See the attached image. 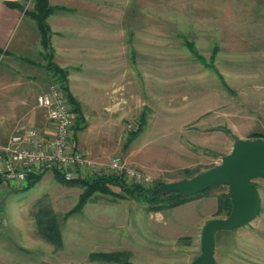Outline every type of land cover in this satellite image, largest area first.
Masks as SVG:
<instances>
[{
    "label": "rangeland",
    "instance_id": "1",
    "mask_svg": "<svg viewBox=\"0 0 264 264\" xmlns=\"http://www.w3.org/2000/svg\"><path fill=\"white\" fill-rule=\"evenodd\" d=\"M15 3L30 29L24 47L2 52L0 79L29 102L17 122L0 114V150L22 127L49 133L37 98L60 86L51 66L68 72L82 110L77 129L71 108L73 144L98 164L83 179L119 176L153 189L219 165L234 137L264 138V0H50L52 58L35 0ZM114 159L121 171L110 167ZM42 173L34 187L0 197V264H192L205 225L228 217L219 205L227 186L152 206L115 185L85 198L83 187ZM257 183L260 213L220 237L217 264H264V180Z\"/></svg>",
    "mask_w": 264,
    "mask_h": 264
},
{
    "label": "built area",
    "instance_id": "2",
    "mask_svg": "<svg viewBox=\"0 0 264 264\" xmlns=\"http://www.w3.org/2000/svg\"><path fill=\"white\" fill-rule=\"evenodd\" d=\"M37 105L48 112L51 123L48 134L37 128L22 127L0 150V197L15 185L27 183L29 176L43 171L60 170L68 181L82 178L86 170L97 163L75 148L73 138L74 116L63 90L54 85L38 96ZM110 167L121 171V161L114 159ZM132 177L139 176L128 171ZM1 203V200H0ZM5 224L0 204V228Z\"/></svg>",
    "mask_w": 264,
    "mask_h": 264
},
{
    "label": "water",
    "instance_id": "3",
    "mask_svg": "<svg viewBox=\"0 0 264 264\" xmlns=\"http://www.w3.org/2000/svg\"><path fill=\"white\" fill-rule=\"evenodd\" d=\"M257 180H264V139L234 137L231 153L224 156L219 165L191 179L165 183L154 191L163 197L172 194L192 197L218 186L229 188L233 210L229 217L205 225L201 253L192 264H217V234L243 228L258 217L261 196Z\"/></svg>",
    "mask_w": 264,
    "mask_h": 264
},
{
    "label": "trees",
    "instance_id": "4",
    "mask_svg": "<svg viewBox=\"0 0 264 264\" xmlns=\"http://www.w3.org/2000/svg\"><path fill=\"white\" fill-rule=\"evenodd\" d=\"M7 5L10 8H14V9H18V10H22V4L20 3H15V2H8ZM35 13H34V19L36 20L37 26H38V30L41 36V43L44 46L45 50L47 51V55L52 58L55 56V52L52 48V31L51 28L49 26V22L48 19L51 17V15L53 14V12L55 11V7L50 5V0H35ZM63 9L64 8H60ZM190 50L196 55V50L195 47L193 45H190ZM198 56V55H196ZM49 71H51L60 81V86L61 89L63 90V92L65 93L66 99L68 101V103L70 104L73 112H75L76 114H78V122H77V129L80 128V123L82 121V110L80 107V104L78 103V101L76 100V98L72 95V93L70 92L69 88H68V72L59 69L56 66H51L49 67ZM255 139H260V138H256ZM264 139V138H262ZM56 173V177L59 181H61L62 183H65L67 185H72V184H77L80 187H83L84 192H85V198H89L91 196H93L95 193H98L100 191H102L103 193H105L107 187L109 188V185H115L118 187L123 188L128 195H130L133 198H138V197H144L145 200H147V202L150 203V205L152 206H158L161 203H167L169 204L170 207H176L179 206L182 203H185L186 201L203 195L213 189H217V188H221L223 186H218V187H214L211 188L201 194H198L196 196H192V197H184V196H180L178 194H172L170 196L167 197H163L162 195H156L154 193L155 189L158 188L159 186L163 185V184H159L156 188H146L144 186H142L141 184L139 185H132V186H127L126 184L123 183V178L122 177H112V176H97L95 178H93V180L91 179H76V180H71L68 181L64 178L63 174L61 173L60 170L56 169L54 170ZM44 173L42 174H37V175H31L29 176V180H28V189L34 187L38 182H40V180L42 179ZM127 186V187H126ZM219 205L220 208H222L224 211L227 212L228 217L230 216L232 210H233V204H232V200L229 194V188H227V192L222 194L219 197ZM157 208V207H156ZM236 231V230H235ZM232 232H226V231H221L217 234V243L220 239L221 236L227 235V234H232ZM49 233H53V232H49V230L46 229H42V235L43 237H45L46 239L47 236L46 234Z\"/></svg>",
    "mask_w": 264,
    "mask_h": 264
},
{
    "label": "crops",
    "instance_id": "5",
    "mask_svg": "<svg viewBox=\"0 0 264 264\" xmlns=\"http://www.w3.org/2000/svg\"><path fill=\"white\" fill-rule=\"evenodd\" d=\"M19 1L20 0H0V61L3 51L13 48L16 52V48L19 50L24 47L25 40L28 39L25 32L30 29V25L23 26L25 20L22 18L21 11L10 8L7 5L8 2ZM56 55L55 52V57ZM9 56H11V53ZM6 71H8V68ZM10 80L8 82L6 81V83L2 82L0 79V90H3V87H5L4 102L3 100L0 102L1 107H3V110H0V114L3 116L2 121H5V123L10 121H13V123L17 122L24 114L27 108L26 105H28L29 102L23 95V88H10L14 85ZM72 95L74 94L72 93ZM6 135L8 136L9 134H3L1 137L4 138Z\"/></svg>",
    "mask_w": 264,
    "mask_h": 264
}]
</instances>
